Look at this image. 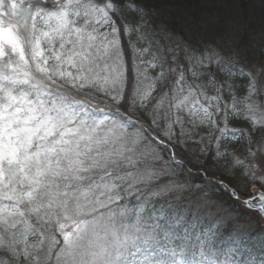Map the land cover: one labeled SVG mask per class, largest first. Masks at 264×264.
<instances>
[{
	"label": "snow or ice",
	"instance_id": "snow-or-ice-1",
	"mask_svg": "<svg viewBox=\"0 0 264 264\" xmlns=\"http://www.w3.org/2000/svg\"><path fill=\"white\" fill-rule=\"evenodd\" d=\"M126 7L142 14L140 23L118 25L114 0H0V264H257L193 242L178 222L148 212V201L184 186L159 183L176 175L158 166L161 135L179 143L185 123L223 134L229 116L264 126V89L215 49L198 55L185 47V70L168 56L171 47L152 48L141 30L144 9ZM133 32L147 46L130 43L129 87L121 34ZM237 72L249 78L244 97L232 91ZM107 101L116 107L98 106ZM150 104L156 136L133 119ZM254 168L245 175L264 182ZM244 203L264 216V191Z\"/></svg>",
	"mask_w": 264,
	"mask_h": 264
},
{
	"label": "rangeland",
	"instance_id": "rangeland-1",
	"mask_svg": "<svg viewBox=\"0 0 264 264\" xmlns=\"http://www.w3.org/2000/svg\"><path fill=\"white\" fill-rule=\"evenodd\" d=\"M128 1L114 0L120 8V15L124 12L125 16L134 21L133 17L135 18L139 15V12L122 4V2ZM134 1H137L139 7L144 9L146 15L149 14V10H152L153 18H155V15H158L162 19L161 7L159 5H172L174 3V0ZM144 13L143 16L145 15ZM161 34L164 35L168 46L161 45L160 38L154 33L153 47L155 49L158 46H163L164 49L171 47L173 51L168 53V56L175 55L178 64L184 65L186 70L187 60L185 59L184 50L185 47L191 49L190 45L182 43L178 36L171 34L167 30L163 29ZM177 45H179L178 49ZM229 46L225 49L226 54L224 55L214 47H205V49H215L221 55L231 60L237 68L242 66L245 71H250L253 76H256L258 87L264 89V64L258 66V62L255 61L253 56H247L240 47L237 49L238 45L230 44ZM204 51L197 54L202 55ZM169 63H171L170 59ZM151 70V74H153L154 69ZM201 71L208 73L209 71L217 70L215 68H205L201 69ZM217 76L221 81L227 78L220 75L218 71ZM188 78L189 80L192 79L190 75ZM202 80L206 82L208 75L205 74ZM195 82L200 83L201 81ZM231 84L232 91L235 92L237 97L247 95L249 84L247 76L240 75L237 72L231 78ZM165 85H167V81ZM164 87H157L153 96L158 97L159 93L164 90ZM208 94L214 95L215 92L212 89H208ZM259 99L264 101V94H261ZM223 100L227 102L231 101L228 91L223 92ZM107 102L112 103L111 101ZM154 102L155 100L153 99L152 103ZM150 107L151 104L149 108H136L134 115L145 116L151 124ZM133 119L137 121V119ZM138 123L142 125L140 121ZM227 125L228 131L221 134L217 131L216 127L202 126L192 128L190 124L185 123V132L187 134L179 137V143H177V136L173 135L171 142L175 147L177 146L183 151L186 158L192 164L196 165L199 171V178L195 179V181L203 180L201 183L193 181L194 179L183 180L179 174V169L172 165L168 159H165L161 151L162 149L159 147L160 154L164 157V160L158 166L168 168L176 173L172 177H161L159 183L163 185L171 179L177 184L184 186L179 190L164 193L159 198L149 200L148 212H152L154 215L162 212L161 223L165 221L168 223L178 222L180 232L182 233L184 229H187V234L193 242L198 239H206L210 247L214 246L215 249L221 251L233 252L237 261L255 260L258 264L259 261L264 260V216L259 214L255 209L250 208L244 201L264 191V182H261L260 179L250 178V174L245 175V170L254 164L255 168L253 171L256 177H264V126H257L253 129L250 121L233 116H229ZM143 126L147 127L145 124ZM221 126H223L222 123ZM232 129H243L245 131L237 132L234 135ZM148 130L153 136L157 135L155 131H152L153 129L150 130L148 128ZM129 131H134V129L130 128ZM177 131H179V128H177ZM249 149L255 153V156L250 153ZM217 152L224 153L225 155L217 156ZM237 159L241 163L236 164L235 161ZM209 174H213L214 176H210ZM220 181L224 183L220 184ZM214 186L220 187L221 190ZM233 190H235V195H233ZM226 194H229L228 198ZM129 199L131 203H135L134 198L130 197ZM236 246H238V250H236ZM220 258L223 259V255Z\"/></svg>",
	"mask_w": 264,
	"mask_h": 264
},
{
	"label": "trees",
	"instance_id": "trees-1",
	"mask_svg": "<svg viewBox=\"0 0 264 264\" xmlns=\"http://www.w3.org/2000/svg\"><path fill=\"white\" fill-rule=\"evenodd\" d=\"M159 7L163 19L158 15L153 18V11L149 10L153 27H163L191 49L204 51L205 47H214L226 54L225 49L234 44L247 56H253L258 66L264 64V0H174L172 5ZM126 56L131 87L134 75L129 50Z\"/></svg>",
	"mask_w": 264,
	"mask_h": 264
}]
</instances>
